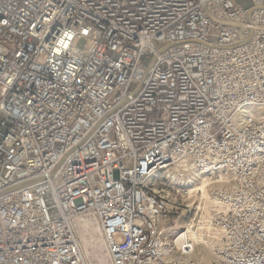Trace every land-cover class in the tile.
<instances>
[{"label":"built area","instance_id":"obj_1","mask_svg":"<svg viewBox=\"0 0 264 264\" xmlns=\"http://www.w3.org/2000/svg\"><path fill=\"white\" fill-rule=\"evenodd\" d=\"M181 167L203 264H264V0H0V264H86V215L109 264H200L156 224Z\"/></svg>","mask_w":264,"mask_h":264},{"label":"rangeland","instance_id":"obj_2","mask_svg":"<svg viewBox=\"0 0 264 264\" xmlns=\"http://www.w3.org/2000/svg\"><path fill=\"white\" fill-rule=\"evenodd\" d=\"M199 176L204 177L203 175H196L188 168L181 167L160 170L152 178V189L157 195L163 197L166 204V210L156 220L157 227L163 236L173 238L175 234L183 229L189 218L199 220L203 217L204 201L200 199V192H189L198 182ZM206 194L211 200L208 187L206 188ZM209 216L210 211H208L206 218H209ZM82 218H88L90 224V227L88 226L84 232H81L80 228L77 229L85 263L109 264L108 250L95 219L91 215ZM202 223L206 225L205 222ZM199 230L208 235L205 227H201ZM115 239L117 240L118 237L115 236ZM204 247V255L198 250L191 254L190 258L194 263L203 264L212 259V253L210 251L206 252V245Z\"/></svg>","mask_w":264,"mask_h":264},{"label":"bare ground","instance_id":"obj_3","mask_svg":"<svg viewBox=\"0 0 264 264\" xmlns=\"http://www.w3.org/2000/svg\"><path fill=\"white\" fill-rule=\"evenodd\" d=\"M207 186H208L207 177L204 176V177L201 178V176H199L198 182L189 191V192L199 191L200 192V197H201L200 199H202L204 201L203 202V214L204 215H202L203 217L201 219H199L200 223L208 221V218H206V216H207V213H208V211L210 209V206L212 204L211 200L208 198V196L206 194ZM201 220H203V221H201ZM76 223H77L78 228H80L81 232L86 231L88 226L90 227L88 218H77L76 219ZM203 227H205L208 230V235H207V233L204 234V233L201 232V230H199L201 228V226H198V228H196L195 231H190V232L188 231L186 233L187 235L189 234V236H190L189 238L192 239V241H193L194 251L198 250V252H201L202 255L205 254L204 245H206V252H209V251L211 252L212 251L211 250L212 243L208 241V236H211L212 239H216V240L218 239L217 233L215 231H211L209 229L208 225H203ZM184 235H185V233L181 234L179 237H184ZM178 241H180V238L177 239V242Z\"/></svg>","mask_w":264,"mask_h":264}]
</instances>
